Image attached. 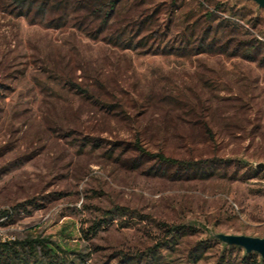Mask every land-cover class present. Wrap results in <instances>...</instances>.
Masks as SVG:
<instances>
[{
    "label": "rangeland",
    "instance_id": "rangeland-1",
    "mask_svg": "<svg viewBox=\"0 0 264 264\" xmlns=\"http://www.w3.org/2000/svg\"><path fill=\"white\" fill-rule=\"evenodd\" d=\"M89 8L0 0V242L67 228L81 264H117L178 226L160 264H241L215 235L264 239V10L120 0L106 20L109 7Z\"/></svg>",
    "mask_w": 264,
    "mask_h": 264
},
{
    "label": "trees",
    "instance_id": "trees-1",
    "mask_svg": "<svg viewBox=\"0 0 264 264\" xmlns=\"http://www.w3.org/2000/svg\"><path fill=\"white\" fill-rule=\"evenodd\" d=\"M27 3L29 0H24ZM85 2L90 6L93 13H104L106 7L110 9L105 13V19L107 20L120 0H85ZM31 4H29V11L31 10ZM89 8V9H90ZM103 8V9H102ZM254 46H251V48ZM143 155H146L144 151H140ZM149 157L156 158L160 163L165 166L172 167H184L183 165L190 166V163L177 161L171 158H166L162 154L148 155ZM201 166L200 163L195 164V166ZM188 168V167H187ZM190 168V167H189ZM121 215H126L127 212L121 209ZM8 216L7 212H1L0 218ZM114 218V212H105L103 218L100 222H94L89 231H84V235L87 237L88 234L96 235L98 230L104 224L109 223ZM186 227L178 226H166V238L159 243H156L153 247L148 248L144 252H140L134 256L126 255L121 252L114 255L113 260H118L117 264H160L162 256L160 255L163 246H169L175 241L177 237L180 236L181 232L184 231ZM62 239L60 241L54 242L49 239L42 238H31L28 237L23 240H14L0 242V264H81L83 260L78 251L73 247L69 246L65 239H71V235L67 233V228H64L61 233ZM232 252L238 253L241 249L236 246L229 247ZM231 252V253H232ZM72 255L75 257L72 258ZM80 255V256H79ZM241 264H264V260L261 259L257 254H247L243 255Z\"/></svg>",
    "mask_w": 264,
    "mask_h": 264
},
{
    "label": "water",
    "instance_id": "water-1",
    "mask_svg": "<svg viewBox=\"0 0 264 264\" xmlns=\"http://www.w3.org/2000/svg\"><path fill=\"white\" fill-rule=\"evenodd\" d=\"M255 3L260 9L264 10V0H244ZM258 170L264 171V164L256 167ZM215 238L228 246H236L243 249L247 254H257L264 260V239L251 238L246 236H231L224 234H217Z\"/></svg>",
    "mask_w": 264,
    "mask_h": 264
}]
</instances>
